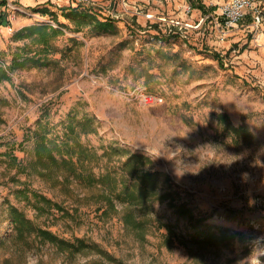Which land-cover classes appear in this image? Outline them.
Instances as JSON below:
<instances>
[{
  "label": "rangeland",
  "instance_id": "obj_1",
  "mask_svg": "<svg viewBox=\"0 0 264 264\" xmlns=\"http://www.w3.org/2000/svg\"><path fill=\"white\" fill-rule=\"evenodd\" d=\"M233 1L6 0V65L25 46L31 56L42 51L29 39L16 41L19 31L46 25L63 35L48 67H27L0 85V239L11 233L12 205L60 238L94 247L72 256L49 244L24 252L7 242L0 264H264V0H251L243 19L230 24L225 15ZM75 10L114 28L98 34L80 27L65 17ZM144 97L156 102L147 105ZM71 111L96 119L99 133L85 144L146 155L152 170L172 180L173 202L152 204L145 242L120 217L103 220L87 202L75 220L56 209L39 217L18 197L28 189L71 203L56 179L33 170L30 139L42 116L62 135ZM230 127L244 131L235 138ZM13 155L27 171L9 165ZM70 187L81 198L89 193ZM179 205L190 216L181 217ZM199 223L235 239L221 248L198 244Z\"/></svg>",
  "mask_w": 264,
  "mask_h": 264
},
{
  "label": "trees",
  "instance_id": "obj_2",
  "mask_svg": "<svg viewBox=\"0 0 264 264\" xmlns=\"http://www.w3.org/2000/svg\"><path fill=\"white\" fill-rule=\"evenodd\" d=\"M2 6H7L6 0L0 1V7ZM2 17L1 15L0 25L5 24V18ZM65 17L76 23L78 21L80 27L91 26L98 34L114 28L110 21L101 22L87 12L75 10L65 14ZM60 35H63L61 30L46 25L19 31L15 35L16 41L29 39L42 48V51L31 56L26 53L25 46L18 49L10 65L0 61V85L3 82H11V75L19 70L30 66L48 67L53 43ZM44 51H47L46 56L41 54ZM243 131V127H230V133L235 138ZM98 133L96 119L89 114L79 117L78 113L71 111L63 123L62 135L55 134L49 121L42 116L34 131L30 132V139L34 141L33 170L38 172L42 179H56V187L59 186L60 192L67 195L71 203L64 207L63 204L54 203L28 189L19 191L18 197L31 204L39 217L56 209L64 218L75 220L79 218L81 202H87L88 206L95 207L97 215L103 220L120 217L125 228L135 233L141 242H145L152 224L150 218L152 204L168 200L173 202L172 180L167 174L152 170L153 160L146 155L128 154L114 145L101 146L97 149L84 143L83 139ZM7 154L8 152L5 156ZM9 165L28 170L14 155L9 156ZM71 185L89 193L81 198L80 194L70 187ZM174 207L181 217L190 216V210L185 205ZM8 221L11 224V233L7 238L0 239V248L10 242L16 246V250L25 252L49 244L64 254L74 256L94 247L84 240L70 242L60 238L51 231L39 227L24 212L12 205L8 209ZM193 229L196 232L193 240L198 244L208 243L221 248L227 245L229 239L231 241L235 239V236L228 238V231L217 234L212 227H202L201 223Z\"/></svg>",
  "mask_w": 264,
  "mask_h": 264
},
{
  "label": "built area",
  "instance_id": "obj_3",
  "mask_svg": "<svg viewBox=\"0 0 264 264\" xmlns=\"http://www.w3.org/2000/svg\"><path fill=\"white\" fill-rule=\"evenodd\" d=\"M252 6L251 0H234L232 8H230L225 15L226 21L230 24H234L242 20L244 12ZM143 101L149 105L156 102V99L154 97H144Z\"/></svg>",
  "mask_w": 264,
  "mask_h": 264
},
{
  "label": "bare ground",
  "instance_id": "obj_4",
  "mask_svg": "<svg viewBox=\"0 0 264 264\" xmlns=\"http://www.w3.org/2000/svg\"><path fill=\"white\" fill-rule=\"evenodd\" d=\"M224 102L226 103V105H228V104H230V103H233V101L231 100V101H228V100H224Z\"/></svg>",
  "mask_w": 264,
  "mask_h": 264
}]
</instances>
